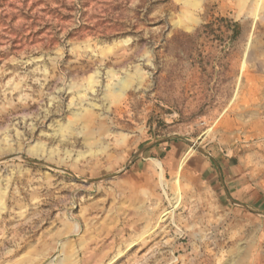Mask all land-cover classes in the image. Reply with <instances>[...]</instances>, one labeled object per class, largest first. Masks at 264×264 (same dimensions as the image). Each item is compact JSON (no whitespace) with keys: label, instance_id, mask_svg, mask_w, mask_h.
<instances>
[{"label":"rangeland","instance_id":"rangeland-1","mask_svg":"<svg viewBox=\"0 0 264 264\" xmlns=\"http://www.w3.org/2000/svg\"><path fill=\"white\" fill-rule=\"evenodd\" d=\"M0 264H264V0H0Z\"/></svg>","mask_w":264,"mask_h":264},{"label":"water","instance_id":"water-1","mask_svg":"<svg viewBox=\"0 0 264 264\" xmlns=\"http://www.w3.org/2000/svg\"><path fill=\"white\" fill-rule=\"evenodd\" d=\"M150 145H151V144L144 146L142 149L139 150L138 153H136V155L139 154L143 149L149 147ZM196 149H197L199 152H201V153H203L204 155H206L207 157H209L211 160H213L212 157L210 156V154H209L208 152H206V151H204V150H202V149H200V148H196ZM107 178H108V177H107Z\"/></svg>","mask_w":264,"mask_h":264},{"label":"bare ground","instance_id":"bare-ground-1","mask_svg":"<svg viewBox=\"0 0 264 264\" xmlns=\"http://www.w3.org/2000/svg\"><path fill=\"white\" fill-rule=\"evenodd\" d=\"M239 1V0H238ZM241 1V4H242V2L244 3L246 0H240ZM119 84V83H118ZM125 86V84L123 83V82H120V85H119V90H121V89H123V87ZM113 91H115V90H113ZM113 93V92H112Z\"/></svg>","mask_w":264,"mask_h":264}]
</instances>
